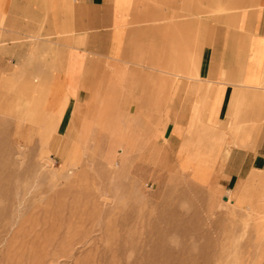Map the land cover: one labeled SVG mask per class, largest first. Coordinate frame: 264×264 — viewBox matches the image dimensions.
<instances>
[{"label":"rangeland","instance_id":"374dc122","mask_svg":"<svg viewBox=\"0 0 264 264\" xmlns=\"http://www.w3.org/2000/svg\"><path fill=\"white\" fill-rule=\"evenodd\" d=\"M251 4L193 0V70L206 28L232 35V16ZM198 80L193 71V88L178 89L171 74L163 90L156 74L149 105L145 89L137 104L108 89L68 139L49 136L60 105L0 96V264H264V171L240 186L213 178ZM192 108L198 139L179 153L165 125Z\"/></svg>","mask_w":264,"mask_h":264},{"label":"crops","instance_id":"0c3cea01","mask_svg":"<svg viewBox=\"0 0 264 264\" xmlns=\"http://www.w3.org/2000/svg\"><path fill=\"white\" fill-rule=\"evenodd\" d=\"M231 23L232 35L221 24L206 28L193 70V0H0V96L44 99L47 111L60 105L49 136L68 139L108 89L119 90L123 104H137L145 89L149 105L150 78L160 75L165 90L177 74L176 88H193L194 71L204 150L217 152L213 178L240 186L264 171V0L239 9ZM240 98L244 113H236ZM196 102L192 95L172 103ZM196 113L165 125L179 153L198 139ZM224 122L236 129L229 133Z\"/></svg>","mask_w":264,"mask_h":264}]
</instances>
